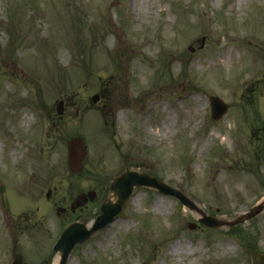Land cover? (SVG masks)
<instances>
[{
    "label": "rangeland",
    "instance_id": "1",
    "mask_svg": "<svg viewBox=\"0 0 264 264\" xmlns=\"http://www.w3.org/2000/svg\"><path fill=\"white\" fill-rule=\"evenodd\" d=\"M211 96L230 105L220 121ZM75 136L87 151L76 174ZM134 170L219 220L264 206V0H0V264H54L65 226L93 222L116 201L113 179ZM90 190L95 202L71 212ZM199 218L136 187L68 264H252L250 248L264 254V208L237 233Z\"/></svg>",
    "mask_w": 264,
    "mask_h": 264
},
{
    "label": "water",
    "instance_id": "2",
    "mask_svg": "<svg viewBox=\"0 0 264 264\" xmlns=\"http://www.w3.org/2000/svg\"><path fill=\"white\" fill-rule=\"evenodd\" d=\"M99 95L93 97V102L99 100ZM210 105L212 108V117L214 120H221L223 116L228 112L229 105L226 104L219 97H211ZM57 111L59 114H63L64 101H60L57 104ZM87 151L85 148V142L80 137H74L68 142V165L72 172H81L83 169V162L86 158ZM0 185L2 182L0 181ZM136 187H147L157 190L163 195L173 196L177 198L182 205L197 211L202 215L198 220L199 223L204 224L208 228H220L222 226L233 227L256 217L259 212L264 208L263 205L253 207L248 213L243 214L232 221L219 220L213 216L206 215L192 200H190L181 191L165 184L158 177L151 176L150 174L136 171H128L115 178L111 184V190L114 196L117 197L116 202L105 200L100 207V214L96 217L92 225L82 222H74L67 226L56 244L54 245V251L60 253V259L55 264H68L70 254L77 245H82L90 240L93 235L107 227L112 223L115 218L122 212L126 201L131 197ZM96 198L95 191H89L88 193H82L78 195L71 205V209L75 211L77 208L82 207L88 203V201H94ZM191 228L195 229L196 224H190ZM251 256L253 264H264V255L255 252L251 249Z\"/></svg>",
    "mask_w": 264,
    "mask_h": 264
},
{
    "label": "bare ground",
    "instance_id": "3",
    "mask_svg": "<svg viewBox=\"0 0 264 264\" xmlns=\"http://www.w3.org/2000/svg\"><path fill=\"white\" fill-rule=\"evenodd\" d=\"M13 153V152H11ZM156 206L160 209L162 207V203L161 202H157L156 203ZM198 217V216H197ZM182 250V246L180 245V242H177L173 245L170 253L172 254H176V253H179L180 251ZM56 262L58 261V259L56 258L55 260Z\"/></svg>",
    "mask_w": 264,
    "mask_h": 264
},
{
    "label": "flooded vegetation",
    "instance_id": "4",
    "mask_svg": "<svg viewBox=\"0 0 264 264\" xmlns=\"http://www.w3.org/2000/svg\"><path fill=\"white\" fill-rule=\"evenodd\" d=\"M69 208H70V206H69ZM59 211H61L62 213H67L68 212L67 209H65V208H60ZM78 212L82 213L83 211H81V210L79 211L78 210Z\"/></svg>",
    "mask_w": 264,
    "mask_h": 264
},
{
    "label": "trees",
    "instance_id": "5",
    "mask_svg": "<svg viewBox=\"0 0 264 264\" xmlns=\"http://www.w3.org/2000/svg\"><path fill=\"white\" fill-rule=\"evenodd\" d=\"M241 229H243L241 226H238V227H236V228H234V229H232V230H234V233L236 232H241Z\"/></svg>",
    "mask_w": 264,
    "mask_h": 264
}]
</instances>
